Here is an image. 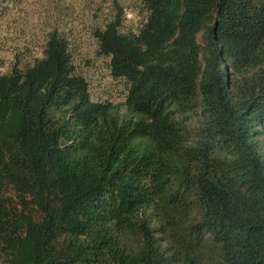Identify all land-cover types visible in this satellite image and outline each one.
<instances>
[{
  "label": "trees",
  "instance_id": "obj_1",
  "mask_svg": "<svg viewBox=\"0 0 264 264\" xmlns=\"http://www.w3.org/2000/svg\"><path fill=\"white\" fill-rule=\"evenodd\" d=\"M141 2L91 30L124 113L61 20L0 75V264H264V0Z\"/></svg>",
  "mask_w": 264,
  "mask_h": 264
},
{
  "label": "rangeland",
  "instance_id": "obj_2",
  "mask_svg": "<svg viewBox=\"0 0 264 264\" xmlns=\"http://www.w3.org/2000/svg\"><path fill=\"white\" fill-rule=\"evenodd\" d=\"M115 2L123 11L122 31L138 32L147 17L141 0H0V75L9 73L16 63L22 67L42 58L50 24L61 20L92 100L110 102L124 113L129 86L112 76L111 58L100 55L91 32L115 17Z\"/></svg>",
  "mask_w": 264,
  "mask_h": 264
}]
</instances>
